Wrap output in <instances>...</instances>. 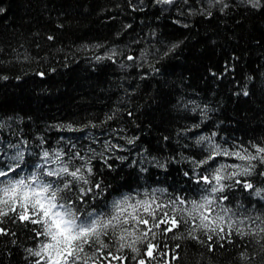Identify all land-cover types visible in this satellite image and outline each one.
Instances as JSON below:
<instances>
[{
    "label": "trees",
    "instance_id": "16d2710c",
    "mask_svg": "<svg viewBox=\"0 0 264 264\" xmlns=\"http://www.w3.org/2000/svg\"><path fill=\"white\" fill-rule=\"evenodd\" d=\"M200 137L229 150L264 144V0H0V170L15 169L0 180L44 164L46 150L83 166L89 182L62 193L82 213L109 212L126 194L199 201L208 187L199 176L220 163H245L221 156L197 167L209 154ZM260 171L264 165L238 179L264 189ZM81 188L91 189L86 203L76 199ZM221 195L235 219L264 217V192L235 185ZM14 216L0 217L10 233L0 235V264H31L40 226ZM190 227L177 230L180 239L158 236L168 245L161 252L180 245L171 264H264V233L233 232L231 243L214 237L209 251L207 235L197 230L205 243L192 240ZM103 239L115 252L114 238ZM123 255L136 264L130 249Z\"/></svg>",
    "mask_w": 264,
    "mask_h": 264
},
{
    "label": "snow or ice",
    "instance_id": "6c2138e0",
    "mask_svg": "<svg viewBox=\"0 0 264 264\" xmlns=\"http://www.w3.org/2000/svg\"><path fill=\"white\" fill-rule=\"evenodd\" d=\"M158 2L171 3L172 0ZM115 54L113 50L112 55ZM112 55L96 59H111ZM128 59L133 57L128 56ZM69 130H73L70 125ZM204 140L209 141V154L196 162L197 167L214 163L217 157L221 156L245 163H220L207 175L199 176L197 182L202 181L208 185L204 189L206 194L202 195L199 201H187L177 197L167 203H157L155 198L138 200L126 194L112 202L109 212L93 209L91 212L82 213L75 201L66 199L62 193L71 192L74 181H83L86 184L89 182L84 177L83 166L75 167V157L72 156L67 162L62 161L63 154L59 152L55 154V159H52V154L45 150L41 157L44 164H37L30 173L21 175L18 179L0 180V217L15 214L13 222L40 226L36 236L43 239L37 248L28 249L30 256L36 258L31 264H113L114 261L127 264L128 257L123 255L126 248L136 254L131 257L136 264H151L152 261H157L158 256L168 257L170 254V260H164L163 264H171V261L178 259L176 249L180 245L176 244L170 251L161 252V248L167 249L168 245H161L158 236L173 233L172 239H180L181 237L176 235L177 230L182 225L189 224L191 227L187 233L188 237L205 243L196 235L197 230H203V234L207 235L209 251L213 250V245L217 242L214 237L231 243L233 232L241 237L264 233V227L261 226L264 225V217L258 215L254 218L245 216L235 219L236 214L224 205V201L229 199L228 196L221 195L227 188L235 185H241L245 190H252L257 195L264 192V189L255 188L251 180L238 179L251 176L258 165H264V144L251 143L250 148L234 146L237 150H229L215 144L210 137H200V141ZM76 155L79 156V153ZM14 159L18 161V168L19 161L23 160V153L18 152ZM47 163L60 164V167H46ZM87 163L90 164V161ZM86 171L91 174L92 168L87 167ZM9 173H15V169L9 167L6 171L0 170V177H8ZM258 174L264 176V171ZM225 181L233 183L226 184ZM95 187L99 189L101 185L96 184ZM90 191L91 189L81 188V194L76 199L86 203L84 197ZM184 204L190 206L178 207ZM248 220L255 228L245 231V221ZM257 221L260 224H257ZM2 223L4 221L0 220V224ZM8 234L10 233L0 227V235ZM109 236L113 237L118 245L115 252L105 251L109 249L110 244L103 238ZM137 245H144L143 251ZM220 246L223 247V244ZM241 255L243 256V253Z\"/></svg>",
    "mask_w": 264,
    "mask_h": 264
},
{
    "label": "rangeland",
    "instance_id": "374dc122",
    "mask_svg": "<svg viewBox=\"0 0 264 264\" xmlns=\"http://www.w3.org/2000/svg\"><path fill=\"white\" fill-rule=\"evenodd\" d=\"M114 264V263H113Z\"/></svg>",
    "mask_w": 264,
    "mask_h": 264
}]
</instances>
